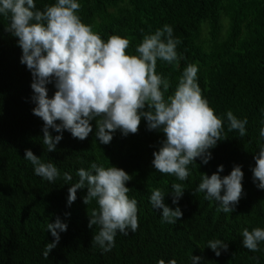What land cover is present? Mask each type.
<instances>
[{
	"label": "trees",
	"instance_id": "16d2710c",
	"mask_svg": "<svg viewBox=\"0 0 264 264\" xmlns=\"http://www.w3.org/2000/svg\"><path fill=\"white\" fill-rule=\"evenodd\" d=\"M56 0H35L38 9ZM78 13L83 23L92 25L106 42L110 35L129 38L128 54L145 34L168 24L181 43L177 52L184 59L179 65L157 61V73L167 77L171 94L188 64L199 67L198 84L215 114L224 120L225 135L211 150L212 159L203 165L199 159L189 165L190 176L179 181L163 175L152 166L153 152L158 151L162 133L148 131L142 119L138 134L127 137L117 131L109 145L100 144L93 132L87 139H74L67 131L48 153L43 145V121L32 114V76L20 63L21 49L17 39L4 31L9 21L0 16V264H264V242L260 251L252 252L242 244V229L264 228V190L252 180L254 156L264 146L260 129L264 127V0H78ZM51 98L56 89L48 86ZM239 119L246 118L247 135L228 132V111ZM59 123V122H57ZM51 131V130H50ZM54 136L59 133H52ZM30 149L42 162L55 164L61 176L50 183L34 174L31 162L24 159ZM105 168L125 170L131 181L129 198L138 201L139 228L129 235L117 233L115 247L102 252L92 243L99 231L89 229V216L98 206L95 201L82 202L86 189L78 190L77 200L67 206L68 188L78 180L76 172L88 169L91 162ZM219 165L220 175H229L234 165L244 173V195L236 211H217L218 202L206 200L196 193L201 173L211 175ZM73 176L63 180V173ZM172 183L185 187L178 205L172 204ZM162 189L164 203L180 207L183 218L175 224L161 222L162 210L149 202L151 190ZM65 213H70L65 216ZM59 217L68 225L60 233V242L48 259L43 256L46 243L53 242L48 223ZM219 239L228 245L216 257L207 247L209 240Z\"/></svg>",
	"mask_w": 264,
	"mask_h": 264
},
{
	"label": "clouds",
	"instance_id": "9594fccd",
	"mask_svg": "<svg viewBox=\"0 0 264 264\" xmlns=\"http://www.w3.org/2000/svg\"><path fill=\"white\" fill-rule=\"evenodd\" d=\"M80 9L78 0H56L51 5L45 4L43 10L37 8L35 0H0V16L9 21L4 31L17 39L22 52L20 63L32 76L31 103L35 105L32 114L43 121V145L48 153L56 152L64 131L84 141L93 132V121L96 139L109 145L117 131L124 137L138 134L143 119L148 131L165 137L159 141V150L153 152L154 169L186 181L190 176L189 165L197 159L207 165L213 158L211 150L225 135L224 120L209 106L197 82L198 65L188 64L174 91L166 95L172 85L167 77L157 73V61L178 66L184 59L177 52L181 41L174 37L173 27L165 24L154 33L145 34L135 48L136 54L130 55L129 38L110 35L105 42L92 25L82 22ZM49 84L56 89L51 98ZM224 116L228 132L238 131L240 137L247 135L246 118H237L231 110ZM53 132L59 134L54 136ZM260 137L264 138V127L260 129ZM253 158V183L264 190V146ZM24 159L31 162L36 176L50 183L61 176L55 164L42 162L30 149H25ZM223 171L224 166L219 165L210 176L201 173L193 195L205 193L206 200L218 202L217 211L231 213L244 195V173L241 165H234L230 174L222 177ZM76 176L78 180L68 188L67 206L77 200L78 190L86 189L83 204L88 206L95 201L98 206L89 216V229L99 226L92 243L102 252H110L118 232L127 236L129 229L135 233L139 228L138 201L129 198L130 189L126 187L132 176L121 168H105L95 161L88 169H78ZM63 180L71 182L73 176L64 172ZM171 188L168 195L172 204L178 205L185 187L172 183ZM165 196L162 189H152L149 202L153 209L162 210L161 222L175 224L183 218V212L178 206L166 205ZM67 228L59 217L48 223L47 231L54 239L45 244L42 253L45 259ZM241 235L245 248L260 251L264 228L250 231L245 227ZM207 247L216 257L221 250L228 251V245L219 239L209 240ZM200 260L201 257H192L193 264ZM157 264L165 261L159 259ZM167 264L177 261L171 259Z\"/></svg>",
	"mask_w": 264,
	"mask_h": 264
}]
</instances>
